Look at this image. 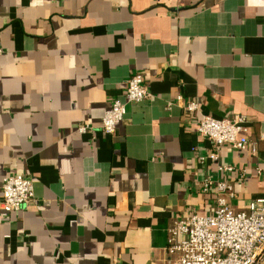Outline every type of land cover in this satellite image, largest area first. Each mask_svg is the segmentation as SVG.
<instances>
[{
	"label": "crops",
	"instance_id": "0c3cea01",
	"mask_svg": "<svg viewBox=\"0 0 264 264\" xmlns=\"http://www.w3.org/2000/svg\"><path fill=\"white\" fill-rule=\"evenodd\" d=\"M0 49V201L8 176L35 187L0 208V264H171V226L213 216L218 182L235 210L264 195V0H0ZM137 73L150 100L105 134ZM202 114L246 117L257 155L201 164Z\"/></svg>",
	"mask_w": 264,
	"mask_h": 264
},
{
	"label": "built area",
	"instance_id": "2783aa9c",
	"mask_svg": "<svg viewBox=\"0 0 264 264\" xmlns=\"http://www.w3.org/2000/svg\"><path fill=\"white\" fill-rule=\"evenodd\" d=\"M2 55L3 50L0 49V57ZM150 98L145 77L138 73L131 76L125 87L124 100L114 99L105 112L101 131L113 135L127 114V106ZM182 101L180 97L178 102ZM183 109L188 114H194L199 111V105L188 102ZM90 130V126L77 127L81 134ZM248 131V119L244 116L219 120L202 114L198 134L209 141L211 150L207 156L200 158V163L205 164L209 160L217 164L220 172H233V168L219 163L220 149L229 146L241 153L257 155L258 148L249 140ZM245 175L243 171L242 177ZM213 186L210 180L204 181V193H213ZM214 194L217 209L213 216L203 217L192 212L171 226L167 247L171 264H264V195L251 202L246 210H235L228 204L235 197L231 183L218 182ZM34 198L32 179L25 175H11L4 179L0 201L4 212L17 213L28 207Z\"/></svg>",
	"mask_w": 264,
	"mask_h": 264
}]
</instances>
